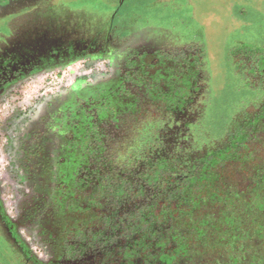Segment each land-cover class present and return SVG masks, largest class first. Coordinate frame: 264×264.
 I'll list each match as a JSON object with an SVG mask.
<instances>
[{
	"label": "flooded vegetation",
	"instance_id": "obj_1",
	"mask_svg": "<svg viewBox=\"0 0 264 264\" xmlns=\"http://www.w3.org/2000/svg\"><path fill=\"white\" fill-rule=\"evenodd\" d=\"M104 1L113 8L92 12L84 5L76 8V0H0V241L20 263L31 254L3 183L17 182L21 196L35 199L22 222L39 211L56 223L61 245L44 264L70 262L64 235L73 230L71 204L80 182L84 185L90 175L88 151L99 145L103 127L143 96L144 83L154 88L172 80L176 67L171 48L191 41L169 30L162 12L191 0ZM151 10L158 12L149 14ZM174 37L183 46L163 45L162 40ZM100 58L108 65L94 77L54 96L21 94L41 72ZM262 64L258 57L251 65ZM260 75L264 80V67Z\"/></svg>",
	"mask_w": 264,
	"mask_h": 264
},
{
	"label": "trees",
	"instance_id": "obj_2",
	"mask_svg": "<svg viewBox=\"0 0 264 264\" xmlns=\"http://www.w3.org/2000/svg\"><path fill=\"white\" fill-rule=\"evenodd\" d=\"M177 69L172 80L194 77ZM144 85L88 151L91 176L71 204L65 264H264V197L227 184L236 175L264 183L263 169L251 172L264 154V92L253 140L237 157L234 144L217 152L220 139L196 143L204 92L195 101L192 88L156 96Z\"/></svg>",
	"mask_w": 264,
	"mask_h": 264
},
{
	"label": "rangeland",
	"instance_id": "obj_3",
	"mask_svg": "<svg viewBox=\"0 0 264 264\" xmlns=\"http://www.w3.org/2000/svg\"><path fill=\"white\" fill-rule=\"evenodd\" d=\"M76 1V8L84 5L92 12L113 8L106 5L104 0ZM138 12L146 13L141 9ZM157 12L158 10H151L149 14L155 15ZM162 12L165 13V24L169 30L174 34L190 37V43L183 48L175 47L171 50L175 55V67L184 66L182 70L186 73L192 68L194 77L182 81L178 76L177 80L154 85L155 95L168 92L170 88L173 93L184 88L189 91L190 88L189 94L193 89L191 97L196 101L204 92V98L201 100L203 105L199 104L203 108L202 116L198 123L192 126L196 143L210 144L220 139L216 142L217 152L224 153L230 144H234L237 148L235 154L239 157L238 154L245 151L239 147L240 143L253 140V117L257 114V104L261 102L264 92V80L260 75L264 65L257 68L251 65L258 57L264 59V0H191L190 5L174 11L166 8ZM162 41L165 46H183L182 39L177 37ZM195 54H201V57H196ZM87 62L79 60L62 68L41 72L31 78L21 94L23 97L32 98L39 95L54 96L61 90H67L75 82L94 77L95 71H101L108 65L104 58L90 61L89 65ZM175 72L181 71L175 69L171 73ZM145 89L147 90L148 86ZM197 116L195 113L193 120ZM257 155L251 171L254 174L260 169L264 171V154ZM1 162L0 154L2 171ZM260 180V183L255 185L252 178L236 175L228 179L227 184L233 183L234 187L247 196L257 191L264 197V183L263 179ZM3 184L7 188L6 194H9L5 199L10 210L15 213V219L21 222V235L28 245L31 257L20 263L8 246L0 241V264L49 262L56 248L61 245L56 223L49 222L39 211L31 212L28 219L22 222L23 213L35 199L21 196L17 182Z\"/></svg>",
	"mask_w": 264,
	"mask_h": 264
}]
</instances>
